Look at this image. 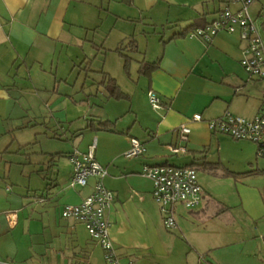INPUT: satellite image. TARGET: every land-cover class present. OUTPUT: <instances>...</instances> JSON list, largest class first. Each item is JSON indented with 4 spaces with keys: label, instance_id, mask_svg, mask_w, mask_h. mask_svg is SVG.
<instances>
[{
    "label": "crops",
    "instance_id": "1",
    "mask_svg": "<svg viewBox=\"0 0 264 264\" xmlns=\"http://www.w3.org/2000/svg\"><path fill=\"white\" fill-rule=\"evenodd\" d=\"M238 3L0 0V260L106 264L85 226L61 216L62 207L79 203L95 181L91 177L84 186H71L67 155L86 151L94 142L95 158L107 171L102 182L114 196L105 217L122 264H178L183 254L186 264H223L217 250L231 242L223 239L219 222L224 216L230 220L229 209L218 206L201 186V203L174 205L176 227L168 229L152 197V181L140 172L145 164L196 168L200 163L216 173L221 158L215 162L211 151L215 143L220 151L227 135L209 130L207 121L225 111L245 118L257 112L264 80L245 79L238 34L220 31L208 42L189 36L194 27L218 16L220 4L238 10ZM252 10L261 34L264 3ZM129 40L136 41L138 50L130 53L127 73L115 49ZM145 62L156 67L139 74ZM99 71L102 77L96 79L92 73ZM106 76L128 97H108ZM149 90L161 98L159 110L150 107ZM196 113L201 120L191 121ZM104 122L113 130L100 128ZM183 123L190 128L186 141L177 134ZM32 134V144L39 142L38 135L49 141L28 150ZM131 137L144 151L129 158L124 153ZM170 145H183L186 152L173 154ZM248 165V176L259 181L240 194L239 206L254 223V232H262L264 164L255 155ZM9 212L16 213L13 226L6 218Z\"/></svg>",
    "mask_w": 264,
    "mask_h": 264
},
{
    "label": "built area",
    "instance_id": "2",
    "mask_svg": "<svg viewBox=\"0 0 264 264\" xmlns=\"http://www.w3.org/2000/svg\"><path fill=\"white\" fill-rule=\"evenodd\" d=\"M238 10L225 8L218 16L203 26L194 27L189 32L190 37L210 41L218 32L237 33L243 43L239 63L245 73L246 80H264V38H262L254 19L250 16L248 6L256 0H237ZM148 102L153 110L162 107L161 98L153 90L147 93ZM191 121H200L201 115L196 113ZM209 130L228 135L236 140L249 141L256 145V156L264 158V96L257 112L251 118H245L225 111L221 116L208 120ZM190 128L186 123L177 128L178 138L186 141ZM125 157H137L144 151L142 143L131 137ZM168 149L173 154L185 153L183 145H170ZM67 158L72 165L70 185L84 186L89 178L95 179L91 192L77 204H66L61 209V216L79 220L94 242L103 251L106 264H122L109 236V222L105 212L109 208L113 193L102 182L107 174L95 158V143L86 151L72 150ZM140 174L152 181V197L158 204L163 217L164 226L168 229L176 227L174 205L180 203L187 208L198 206L202 200L203 190L198 182L194 166H174L169 164H145ZM10 226L16 222V213L6 214ZM264 242V236H262ZM0 264H17L13 261L0 260Z\"/></svg>",
    "mask_w": 264,
    "mask_h": 264
},
{
    "label": "rangeland",
    "instance_id": "3",
    "mask_svg": "<svg viewBox=\"0 0 264 264\" xmlns=\"http://www.w3.org/2000/svg\"><path fill=\"white\" fill-rule=\"evenodd\" d=\"M260 2L264 3V0H260ZM260 2L254 1L253 5L251 4L248 6V11L250 10L251 13H253L254 11L252 8L254 9L257 8V6H260ZM225 6L226 5L224 4H220L222 9L227 8ZM239 8L240 4L238 9ZM229 9L235 10L231 7H229ZM261 36L264 38V31H261ZM100 58L101 56H98L97 60L94 62L95 69H97L96 71H98L101 66ZM114 64L113 61L111 67H113ZM115 70L117 69H114V74L119 76L118 82L124 86L119 70ZM75 74L76 71L73 72L70 80L73 79ZM92 75H94L96 79L102 77L100 71L94 72ZM251 116L252 115H249L248 117ZM44 137V135H38L37 139L39 142L32 144V141L35 140L33 139L35 138V135L32 134L30 139H28L29 145L26 144L27 149L37 150L40 146L46 145L49 140ZM255 153V144L249 141L236 140L227 135L220 143V151H217L216 143L211 151L215 162L218 161V156L221 158V166L216 173L215 171L212 174L209 173L207 168L202 167L200 163H198L199 165H196L197 178L201 186L211 195L212 199L216 200L218 206H221L224 209L228 208V213L232 216H229L230 220L225 219L224 216L222 217V221L219 222L225 232L223 239L231 242L230 245L217 250V255L223 264H264V242H262L264 231L254 232V223L250 220L247 213H245V211L243 212V209L239 206L240 194H243L245 190L249 191V189L259 181V178L248 176L247 172L250 170L248 169V161L252 157L255 158ZM258 161L264 164V158L258 157ZM185 258L186 256L183 254L178 264H186Z\"/></svg>",
    "mask_w": 264,
    "mask_h": 264
},
{
    "label": "trees",
    "instance_id": "4",
    "mask_svg": "<svg viewBox=\"0 0 264 264\" xmlns=\"http://www.w3.org/2000/svg\"><path fill=\"white\" fill-rule=\"evenodd\" d=\"M117 52H119L123 58V67L124 70L128 73L129 71V64L131 61V55L130 53L137 51V43L135 40H129L125 45L123 46H119L115 49ZM124 50H127L128 53H125ZM156 67V63H149V62H145V63H140L139 68H138V73L139 74H143L146 75L148 74L150 71H152L154 68ZM105 89L107 91V96L114 98V99H121V98H127V94L123 93L121 91V89L119 88V86L117 85L116 81L114 78L110 77V76H106L105 77ZM100 128L105 129V130H113L112 126L107 122L101 123L100 124ZM218 166L217 164L213 165Z\"/></svg>",
    "mask_w": 264,
    "mask_h": 264
}]
</instances>
